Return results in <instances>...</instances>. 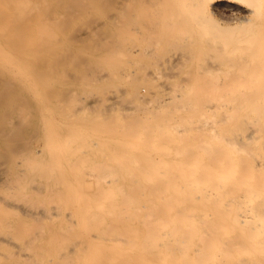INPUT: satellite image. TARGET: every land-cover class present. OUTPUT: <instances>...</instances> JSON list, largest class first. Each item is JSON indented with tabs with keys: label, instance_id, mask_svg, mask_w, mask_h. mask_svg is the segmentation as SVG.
Returning a JSON list of instances; mask_svg holds the SVG:
<instances>
[{
	"label": "bare ground",
	"instance_id": "bare-ground-1",
	"mask_svg": "<svg viewBox=\"0 0 264 264\" xmlns=\"http://www.w3.org/2000/svg\"><path fill=\"white\" fill-rule=\"evenodd\" d=\"M0 264H264V0H0Z\"/></svg>",
	"mask_w": 264,
	"mask_h": 264
},
{
	"label": "rangeland",
	"instance_id": "rangeland-1",
	"mask_svg": "<svg viewBox=\"0 0 264 264\" xmlns=\"http://www.w3.org/2000/svg\"><path fill=\"white\" fill-rule=\"evenodd\" d=\"M237 10H235V12H236ZM219 15L220 14H222V15H229V14H231L232 15V11L230 10V9H224V7H220V8H218L217 9V11H216ZM233 13H234V10H233ZM222 15H220V16H222Z\"/></svg>",
	"mask_w": 264,
	"mask_h": 264
}]
</instances>
